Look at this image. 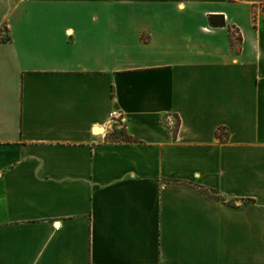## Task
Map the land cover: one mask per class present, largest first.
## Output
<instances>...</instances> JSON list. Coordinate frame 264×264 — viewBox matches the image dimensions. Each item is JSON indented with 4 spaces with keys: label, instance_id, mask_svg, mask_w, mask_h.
I'll use <instances>...</instances> for the list:
<instances>
[{
    "label": "crops",
    "instance_id": "crops-1",
    "mask_svg": "<svg viewBox=\"0 0 264 264\" xmlns=\"http://www.w3.org/2000/svg\"><path fill=\"white\" fill-rule=\"evenodd\" d=\"M2 31L0 264H264L262 10L0 0Z\"/></svg>",
    "mask_w": 264,
    "mask_h": 264
},
{
    "label": "built area",
    "instance_id": "built-area-1",
    "mask_svg": "<svg viewBox=\"0 0 264 264\" xmlns=\"http://www.w3.org/2000/svg\"><path fill=\"white\" fill-rule=\"evenodd\" d=\"M109 120L115 125H118L120 127L124 126L125 119L123 117V114L119 110H111L109 113ZM161 123L163 126L173 130L178 125V118L175 114L168 113L162 118Z\"/></svg>",
    "mask_w": 264,
    "mask_h": 264
},
{
    "label": "trees",
    "instance_id": "trees-1",
    "mask_svg": "<svg viewBox=\"0 0 264 264\" xmlns=\"http://www.w3.org/2000/svg\"><path fill=\"white\" fill-rule=\"evenodd\" d=\"M263 17H264V13H263ZM207 19L210 25L221 26L225 24L224 17L221 14H209L207 16ZM108 132L110 134H113L115 137H117V135H115L112 131L109 130ZM119 136H121L122 138L124 137L122 132H119Z\"/></svg>",
    "mask_w": 264,
    "mask_h": 264
},
{
    "label": "rangeland",
    "instance_id": "rangeland-1",
    "mask_svg": "<svg viewBox=\"0 0 264 264\" xmlns=\"http://www.w3.org/2000/svg\"><path fill=\"white\" fill-rule=\"evenodd\" d=\"M248 1H250L254 5V7L262 10V12L264 13V0H248ZM207 22H208V19H207ZM0 33L5 34V32L3 31Z\"/></svg>",
    "mask_w": 264,
    "mask_h": 264
}]
</instances>
